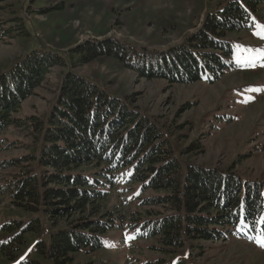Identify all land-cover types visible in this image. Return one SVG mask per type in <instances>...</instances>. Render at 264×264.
Listing matches in <instances>:
<instances>
[{"label":"trees","instance_id":"1","mask_svg":"<svg viewBox=\"0 0 264 264\" xmlns=\"http://www.w3.org/2000/svg\"><path fill=\"white\" fill-rule=\"evenodd\" d=\"M263 3L229 0L208 12L197 32L165 50L108 37L86 40L65 55L33 49L0 72V150L6 143L1 134L10 127L32 128L39 142L35 155L0 162V171L21 168L7 187L0 186V195L9 194L16 208L25 212H46L48 238L37 241L36 254L54 264H70L82 250L102 248L101 235L119 225L144 229L145 236L158 237L169 253L194 241L192 248H199V242L264 235V181L233 169L186 163L171 143L173 135L130 95L111 94L73 71L110 57L143 78L162 77L171 84L220 76L234 66L233 44L225 37L250 28L252 15ZM7 30L29 36L24 26ZM66 66L70 69L60 77L48 114L17 117L51 68ZM23 162L27 165L19 167ZM40 219L35 216L19 233L0 242V253L12 264H41L32 257L17 261L26 234H40ZM62 221L66 226L57 228ZM22 224L13 219L2 230L13 232ZM174 264L192 263L183 257Z\"/></svg>","mask_w":264,"mask_h":264},{"label":"rangeland","instance_id":"2","mask_svg":"<svg viewBox=\"0 0 264 264\" xmlns=\"http://www.w3.org/2000/svg\"><path fill=\"white\" fill-rule=\"evenodd\" d=\"M228 1L1 0L0 72L9 70L33 49L65 55L86 40L108 37L138 48L165 50L197 32L206 14L223 8ZM40 8L47 10L35 11ZM22 26L29 36L19 34V30L4 32ZM225 38L233 44V68L194 83L171 84L162 77L146 79L110 57H100L73 71L105 86L111 94L130 95L165 133L173 135L171 143L186 163L233 169L246 178L264 181V3L252 15L250 28L231 31ZM69 69L51 68L47 80L15 115L44 118L58 95L60 77ZM31 133L32 128L5 130L1 134L6 143L0 150V162L35 155L39 142ZM24 163L18 166L27 165ZM20 170L12 167L0 171V186L7 187ZM8 195H0V242L19 233L35 216L40 217V234H26L17 261L32 257L41 264H54L34 252L37 241L48 238L46 212L36 214L16 208ZM113 203L110 197L109 206ZM13 219L23 224L13 232L2 230ZM63 226L64 221L57 228ZM101 237L102 248L91 253L82 250L70 264H174L183 257L192 264H264V247L258 243L264 235L229 236L226 240L199 242V248H192L197 243L194 241L172 253L161 248L158 237L145 236L141 228L119 225ZM12 263L0 253V264Z\"/></svg>","mask_w":264,"mask_h":264},{"label":"snow or ice","instance_id":"3","mask_svg":"<svg viewBox=\"0 0 264 264\" xmlns=\"http://www.w3.org/2000/svg\"><path fill=\"white\" fill-rule=\"evenodd\" d=\"M131 238V237H130ZM258 243H260L261 247H264V237H261L258 241Z\"/></svg>","mask_w":264,"mask_h":264}]
</instances>
